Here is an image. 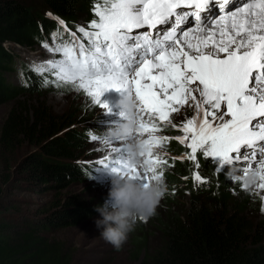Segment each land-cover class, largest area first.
Returning a JSON list of instances; mask_svg holds the SVG:
<instances>
[{"label":"snow or ice","instance_id":"6c2138e0","mask_svg":"<svg viewBox=\"0 0 264 264\" xmlns=\"http://www.w3.org/2000/svg\"><path fill=\"white\" fill-rule=\"evenodd\" d=\"M213 9L219 13L215 17ZM92 11L93 19L87 26L75 25L76 31L55 17L53 45L46 40L42 46L61 58L31 66L37 74L55 77H45L42 86L70 84L69 90L82 91L109 112L101 101L106 91L135 94L138 135L148 134L144 140L151 149L169 139L155 135L160 125H171L183 133L175 139L190 149L180 159L199 169L201 151L214 164L219 158L217 173L225 165H235L243 174L255 169L260 175L256 188L264 189V0H93ZM61 28L69 40L62 38ZM181 108H192L193 115L172 123L171 115ZM88 136L107 152L96 163L122 175L135 171L145 185L163 178L157 169L167 161L153 157L152 150L145 159L148 167L140 171L128 166L122 143L90 131ZM192 178L207 183L198 171Z\"/></svg>","mask_w":264,"mask_h":264},{"label":"trees","instance_id":"16d2710c","mask_svg":"<svg viewBox=\"0 0 264 264\" xmlns=\"http://www.w3.org/2000/svg\"><path fill=\"white\" fill-rule=\"evenodd\" d=\"M92 4L93 0H37L19 7L15 0H0V105L12 104L0 128V198L17 169L32 190L54 192L39 224L17 227L20 231L12 238L0 235V264H74L72 250L42 230H64L88 219L93 212L90 198L73 192L72 184L92 181V185H99L113 176L103 164L81 159L84 144L92 140L88 126L74 125L79 122L77 113L69 110L57 114L46 105L43 92H64L68 84L58 88L49 82L42 86L45 77L49 81L55 78L26 68L17 70L19 85L5 77L14 68L4 42L32 47L39 35L53 26L44 12L65 22L86 14L90 21L94 17ZM161 132L169 134L164 129ZM168 138L164 149L174 157L162 154L161 159L175 170L168 179L178 181L182 177L189 205L178 210L160 208L157 244L146 250L140 264H264V219L254 221L245 214L246 195L234 188L237 184L230 185L225 174L211 169L202 156L197 160L207 171V186H195L191 168L176 158L189 149ZM24 145L30 148L19 159L21 154L15 153ZM10 220L19 221L17 216ZM2 221L0 229L12 227Z\"/></svg>","mask_w":264,"mask_h":264},{"label":"rangeland","instance_id":"374dc122","mask_svg":"<svg viewBox=\"0 0 264 264\" xmlns=\"http://www.w3.org/2000/svg\"><path fill=\"white\" fill-rule=\"evenodd\" d=\"M21 5L19 7L27 6L33 1L37 0H15ZM10 6L17 7L14 3H10ZM86 14L80 16L78 19L70 20L74 25L80 24L87 26L88 18ZM48 17V16H45ZM5 50L14 59L13 67L21 68L18 64L25 62L29 65L39 64L42 61H48L49 59H57V57L41 45H34L33 47H25L13 44V42L3 43ZM11 49V50H10ZM45 51V53L40 52ZM46 55V56H44ZM8 81L13 84H18L19 79L15 75V72L6 74ZM71 89V85L68 84L67 91L64 92H43L45 93L46 105L51 109L52 112L61 114L69 110L75 111L77 114L75 118L79 119L74 125L77 127L88 126L96 129V135H100L106 132L109 128L115 124L122 122L123 117L121 116V109L118 106V101L126 94L123 91H117L116 89H109L102 97L101 101L107 103L111 108V111L100 108L90 102V98L87 97L82 91L77 92ZM11 102L0 105V128L7 112L11 108ZM192 108H181L177 113L171 115L172 123L180 124L185 119V116L191 117L193 115ZM105 117V118H104ZM103 118V119H100ZM166 123V122H165ZM161 129L167 131V134L161 131L155 133V135L166 136L175 139L177 136H182L183 133L177 129H173L171 125L165 126L160 125ZM147 133L144 138H147ZM176 140V139H175ZM177 141V140H176ZM264 143V142H262ZM163 145V146H161ZM161 145L152 149L153 157L159 155L161 158L162 154L167 157H174L172 154L165 152L164 146L165 141ZM104 146L98 141H88L83 146L82 160H88L97 162L102 160L107 155L106 151L101 150ZM28 148L25 145L22 146L18 152L15 153L19 156H25V152ZM243 150V149H242ZM190 151V149H189ZM125 157L127 153H124ZM202 156V152L198 151L197 159ZM181 156L176 158L185 162L191 168L192 173L198 171L201 177L206 178L207 171L203 170L200 166L199 169L195 168V162L188 159H180ZM203 157V156H202ZM210 165L211 169L216 170L219 166V158L216 159V163H213V158H205ZM163 160H166L165 158ZM20 161V160H19ZM167 161V160H166ZM232 165H225L220 172L227 176V180L230 185L237 184L234 188L240 192L241 195H246L248 199L245 214L254 221L264 219V213L261 212L262 204L264 201L261 197L264 196V189L256 188L255 191L249 192L242 189L241 184L234 182L228 178V172ZM235 166V165H234ZM17 168V167H16ZM163 170V179L168 185V193L161 201V204L157 210V214L151 217L146 222L141 221L136 230L130 234L128 241L123 245L120 250H116L111 244L105 242L100 238V229L97 228L95 220L99 218V213L95 210L93 205H103L108 200L109 190L112 187L113 176H109L103 183L99 185H92V181L89 182H75L72 184L71 190L85 194L90 198L91 207L93 212L88 219L82 220L78 225L69 227L64 230L56 231L58 228H48L42 230V233L48 234V236L56 237L58 240L68 246L75 256L76 261L74 264H140L146 250L157 244L156 227L161 218L159 211L161 207H168L170 209H183L189 205V194L182 187V177L178 181L170 180L167 175L175 172L173 166L164 164L158 166L157 171ZM2 166H0V171ZM18 171V172H17ZM13 172L12 178L8 185L5 187L4 196L0 198V223L2 220L7 221L6 223L11 228L2 227L0 229V235L3 237H14L20 230L17 227L24 226V224H39L45 213L49 210L51 200L54 197V192L51 190H32L28 185L30 183L22 179V172L17 169ZM166 175V176H165ZM151 176V174H150ZM83 176L80 177V180ZM140 183L144 181L138 180ZM195 186L204 185L206 183H199L192 178ZM42 189V187H40ZM171 190V191H170ZM174 193V194H173ZM239 195V193H238ZM95 210V211H94ZM17 216L19 221H11L12 217ZM1 225V224H0ZM54 231V232H50ZM134 236L136 238H134ZM151 251V250H149Z\"/></svg>","mask_w":264,"mask_h":264},{"label":"clouds","instance_id":"9594fccd","mask_svg":"<svg viewBox=\"0 0 264 264\" xmlns=\"http://www.w3.org/2000/svg\"><path fill=\"white\" fill-rule=\"evenodd\" d=\"M47 13L48 12H44L43 16H48ZM45 18L49 20L53 26L49 28L47 33L40 34L36 41L37 43L34 45L42 46V42L47 40L51 47L53 45L51 33L56 31L58 23L53 16ZM66 23L72 31H76L75 25L70 20ZM60 32L63 33L62 38L64 40L70 39L63 28L60 29ZM76 34L77 36L81 35L79 32ZM60 40L61 36L58 34L55 43L59 44ZM54 55L57 59L61 58L58 54ZM11 59L12 62H14L13 56ZM18 65L21 68L32 70V65L25 62H20ZM13 68L14 70L11 72H15V75L19 79V83L14 85H19L20 78L17 70L21 68ZM44 74L48 73L45 72ZM118 106L121 109V113H123L122 122L115 124L99 136L105 141L122 143L126 149L128 166L131 169L143 171L148 167L145 163V159L152 149L145 144L144 137L138 135L141 131L140 105L138 99L135 94L126 93L118 101ZM90 130V132L96 134L95 128H90ZM111 171L113 174L112 187L109 190L108 200H106L103 205H98L95 209L99 213V218L95 220V224L97 228L101 230L100 238L111 244L116 250H120L141 221L146 222L157 214L161 201L168 193V185L163 178L151 179L147 185L142 184L135 178L137 175L135 171H129L126 175H122L117 171ZM228 178L245 186V190L249 192L255 191L257 185L260 183V175L255 169L249 171L247 174H243L239 167L234 165L229 169Z\"/></svg>","mask_w":264,"mask_h":264},{"label":"bare ground","instance_id":"6f19581e","mask_svg":"<svg viewBox=\"0 0 264 264\" xmlns=\"http://www.w3.org/2000/svg\"><path fill=\"white\" fill-rule=\"evenodd\" d=\"M11 50V49H10ZM40 52H43V53H45L44 51H40ZM44 56H46V55H44Z\"/></svg>","mask_w":264,"mask_h":264}]
</instances>
